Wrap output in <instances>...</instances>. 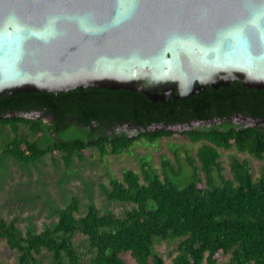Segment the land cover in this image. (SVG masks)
Returning a JSON list of instances; mask_svg holds the SVG:
<instances>
[{"label":"trees","instance_id":"trees-1","mask_svg":"<svg viewBox=\"0 0 264 264\" xmlns=\"http://www.w3.org/2000/svg\"><path fill=\"white\" fill-rule=\"evenodd\" d=\"M94 90L0 97V117L8 112L41 113L36 119L0 118V125L13 133L0 157L33 165L47 155L59 156L68 167L74 156L82 160L89 149H97L101 156L119 155L140 139L179 134L200 143L195 157H186L189 175L177 183L173 179L182 168L175 170L169 160H162L163 178L142 163L139 172L126 170L121 178L101 183L99 189L107 200L135 205L122 216L99 214L93 207L81 215L75 196L54 211L55 225L39 233L23 235L17 217L0 216V239L18 252L19 264H164L153 250L156 239H179L172 264H264V124L222 121L181 133L145 131L134 139L126 133H103L116 121L146 130L152 125L228 119L235 113L264 120V90L233 81L218 89L205 86L196 94L153 102L140 92L103 89L111 94L108 103L92 100L97 96ZM95 125L103 136L91 135ZM20 126L27 134H20ZM220 149H235L261 161L258 177L247 160L237 157L231 158L230 177H225ZM177 162L180 165L178 156ZM76 234L84 237L78 244ZM219 255H228V261L220 263Z\"/></svg>","mask_w":264,"mask_h":264},{"label":"water","instance_id":"water-1","mask_svg":"<svg viewBox=\"0 0 264 264\" xmlns=\"http://www.w3.org/2000/svg\"><path fill=\"white\" fill-rule=\"evenodd\" d=\"M233 81L264 90V0H0V97L102 88L165 102Z\"/></svg>","mask_w":264,"mask_h":264},{"label":"rangeland","instance_id":"rangeland-1","mask_svg":"<svg viewBox=\"0 0 264 264\" xmlns=\"http://www.w3.org/2000/svg\"><path fill=\"white\" fill-rule=\"evenodd\" d=\"M20 134H27L22 126ZM12 137L11 129L0 125V154ZM199 146L200 143H192L187 136L179 134L154 141L140 139L119 155L101 156L97 149H89L82 160L74 156L68 167L59 156L53 159L47 155L33 165L22 163L11 156L0 157V216L5 219L17 217L23 235L39 233L55 225L58 217L54 211L65 207L74 196L79 199L81 215L93 207L99 214L122 216L135 205L107 200L99 189L101 183L107 184L111 178H121L126 170L139 172L142 163L155 168L163 178L161 162L169 160L175 170L182 168L181 175L173 179L182 184L189 175L186 157H195ZM219 152L225 177H230L229 162L232 157L247 160L253 176L258 177L262 165L258 159L235 149H220ZM201 177L204 178L203 173ZM83 239L81 234H76L74 243L78 244ZM178 242L179 239H156L153 250L164 260V264H172ZM18 255L16 250H10L5 241L0 239V264H19ZM123 257L133 262L128 254ZM228 259V255H219L218 261L226 263Z\"/></svg>","mask_w":264,"mask_h":264},{"label":"flooded vegetation","instance_id":"flooded-vegetation-1","mask_svg":"<svg viewBox=\"0 0 264 264\" xmlns=\"http://www.w3.org/2000/svg\"><path fill=\"white\" fill-rule=\"evenodd\" d=\"M206 86H208V85H206ZM95 89L96 90H94V92L96 93L97 96L93 97L92 100H95V101L100 102V103H108L111 101V99L109 98V96L111 94L109 92H106L102 88H101L102 90H99L100 88H95ZM112 91H116V90H112ZM118 100L120 101V99H118ZM35 113H39V112H35ZM237 114L238 113H235L234 115H232L231 117H229L225 121H231L237 125L243 124L242 121H239V120L235 121L234 117ZM245 118H254V117H245ZM48 119L52 120V117L49 116ZM145 131L146 130H144V128H137V127L133 126L131 123L116 121V123H114L113 125L104 128L103 133H105V135H107V136H112V135H116V134H120V133H126V134H128V137L130 139H134V138H137L140 135V133H144ZM91 135H93V137L103 136L102 133L97 130L96 125L92 128Z\"/></svg>","mask_w":264,"mask_h":264}]
</instances>
